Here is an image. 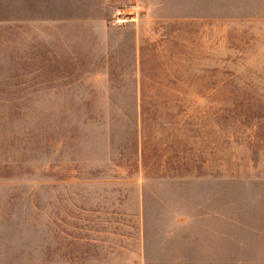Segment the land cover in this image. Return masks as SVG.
I'll use <instances>...</instances> for the list:
<instances>
[{
	"label": "rangeland",
	"instance_id": "1",
	"mask_svg": "<svg viewBox=\"0 0 264 264\" xmlns=\"http://www.w3.org/2000/svg\"><path fill=\"white\" fill-rule=\"evenodd\" d=\"M80 251L264 264V0H0V264Z\"/></svg>",
	"mask_w": 264,
	"mask_h": 264
},
{
	"label": "crops",
	"instance_id": "2",
	"mask_svg": "<svg viewBox=\"0 0 264 264\" xmlns=\"http://www.w3.org/2000/svg\"><path fill=\"white\" fill-rule=\"evenodd\" d=\"M77 243L81 245L88 244V242L87 243L77 242ZM96 243L98 245L104 244L102 242H96ZM78 248H84V247H78ZM195 248L204 249V248H213V247L196 246ZM100 253L102 254V252L93 253V252L80 251V252H69L67 256L62 255L66 253H59V255L57 256L46 258L42 264H109L108 258L104 255H98ZM196 254L199 255L200 257L195 256L194 258H181L183 260L181 262L178 261L176 263H165V264H231L230 262H220L218 256L205 257L208 255V252H196ZM119 259H121V257L118 258L116 257V261H119ZM150 259L151 258H142V261L144 262H140L138 264H153L151 263ZM119 264H123V263H119Z\"/></svg>",
	"mask_w": 264,
	"mask_h": 264
}]
</instances>
